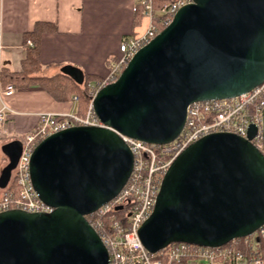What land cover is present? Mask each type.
I'll list each match as a JSON object with an SVG mask.
<instances>
[{"label": "water", "instance_id": "obj_1", "mask_svg": "<svg viewBox=\"0 0 264 264\" xmlns=\"http://www.w3.org/2000/svg\"><path fill=\"white\" fill-rule=\"evenodd\" d=\"M61 72L82 79L74 67ZM263 80L264 0H192L181 7L92 98L101 126H72L36 145L30 183L52 212H0V264H109L84 216L128 179L132 156L119 135L166 143L182 130L190 103L232 98ZM256 132L249 126L246 139L210 134L175 157L138 229L148 252L178 242L224 245L264 223V108L262 152L250 143ZM9 171H0L1 185Z\"/></svg>", "mask_w": 264, "mask_h": 264}, {"label": "built area", "instance_id": "obj_2", "mask_svg": "<svg viewBox=\"0 0 264 264\" xmlns=\"http://www.w3.org/2000/svg\"><path fill=\"white\" fill-rule=\"evenodd\" d=\"M132 13H141L145 30L136 36H125L119 43L120 57L110 65L107 75L89 90L90 104L84 116L78 114L79 98L71 101L75 110L65 114L39 113L33 129L22 136L21 151L14 168L12 183L0 197V212L21 210L27 213H50L30 183L29 163L36 145L47 136L72 126H101L91 108L97 91L114 82L128 61L156 36L157 26L166 27L174 14L192 0H170L155 9L161 0H131ZM160 17L157 24L154 14ZM32 46L30 39L25 41ZM12 85L0 88V95H11ZM264 108V80L251 90L232 98L195 101L186 107L185 120L178 136L160 145L119 135L132 156V169L127 181L108 202L84 216L88 225L103 243L109 264H264V223L254 232L234 238L224 245L205 247L184 242L168 244L150 253L138 237V229L151 215L163 175L172 161L186 147L198 139L214 133H229L247 138L249 126L256 128L250 143L263 151L262 115ZM5 107L0 108V124ZM117 210V208H119Z\"/></svg>", "mask_w": 264, "mask_h": 264}, {"label": "crops", "instance_id": "obj_3", "mask_svg": "<svg viewBox=\"0 0 264 264\" xmlns=\"http://www.w3.org/2000/svg\"><path fill=\"white\" fill-rule=\"evenodd\" d=\"M131 6V0H0V69H20L27 48L24 35L35 22L42 21L54 23L57 32L41 39L40 63L49 66L41 75L53 76L62 73L59 68L68 66L78 70L81 77H105L111 64V60L105 61L106 55H118L122 37L113 41L106 38L115 28L123 37L128 35L133 18ZM3 106L0 139L19 143L36 125L37 114L60 115L75 110L71 100L58 102L36 84L14 88L8 96L0 95V108ZM0 152L3 169L8 162L4 151ZM8 186L9 182L0 184V197Z\"/></svg>", "mask_w": 264, "mask_h": 264}, {"label": "trees", "instance_id": "obj_4", "mask_svg": "<svg viewBox=\"0 0 264 264\" xmlns=\"http://www.w3.org/2000/svg\"><path fill=\"white\" fill-rule=\"evenodd\" d=\"M168 2H170V0H161L155 2V9H157L160 4H165ZM132 14V27H137L144 19L139 12ZM159 17L160 16L157 13L154 14V21L156 24ZM164 28V26H157L156 34L160 33ZM56 32L57 27L54 23L42 21L35 22L33 29L24 35V42L27 39H30L32 46L26 48L25 58L20 62V69L18 71H10L6 68H1L0 87L12 85L14 88H26L29 85L36 84L58 102L69 101L73 96H77L79 98L78 114L80 116H84L90 103L89 90L91 87H96V83H98L104 77L83 74L82 79L80 82H78L77 80L63 73L53 76L41 75L43 70L49 68V66H42L40 63L41 39L44 35L53 34ZM119 57L120 53L118 50V55L115 58H112L113 61H111V64L117 61ZM107 62L109 63V61ZM9 190L13 192L16 191V187L13 183L10 184Z\"/></svg>", "mask_w": 264, "mask_h": 264}, {"label": "rangeland", "instance_id": "obj_5", "mask_svg": "<svg viewBox=\"0 0 264 264\" xmlns=\"http://www.w3.org/2000/svg\"><path fill=\"white\" fill-rule=\"evenodd\" d=\"M145 26H146V21L145 20H142L141 21V23H140V25L139 26H137V27H131L130 28V30H129V32H128V35L130 34V36H132V34H141L144 30H145ZM134 36V35H133ZM123 38V36H122V34H120V32L118 31V29H114V33H112L111 35H109L107 38H106V40H108V41H113V40H115V39H120V38ZM101 55H102V50H100V54H99V56L101 57ZM114 55V53H112V54H108V55H106V60L105 61H112V58L114 57L113 56ZM66 64H68V63H66ZM55 67V66H54ZM54 67H52V68H54ZM64 66H62L61 68H56V69H58V70H61L62 68H63ZM44 74H47V71L45 72H43ZM4 141H5V139H0V146L4 143ZM16 149H18V151H20V147L19 146H16ZM13 160H12V162H11V164H13ZM16 163V162H15ZM2 165H3V161H2V154H1V152H0V170H1V167H2ZM15 166H16V164H14L13 165V168H12V170L10 171V174H9V181L11 182L12 181V179H13V175H14V168H15Z\"/></svg>", "mask_w": 264, "mask_h": 264}, {"label": "flooded vegetation", "instance_id": "obj_6", "mask_svg": "<svg viewBox=\"0 0 264 264\" xmlns=\"http://www.w3.org/2000/svg\"><path fill=\"white\" fill-rule=\"evenodd\" d=\"M8 144H10L9 145L10 146V152H9L8 155H6L7 162H8V164L6 166H9L10 167V171H11L12 168H13V165L17 163V160H18V157H19V154H20V151H21V143H19V141H4V143L0 146L1 151H4L3 147L5 145L7 146ZM16 146L20 147V151H18V149H16ZM4 153H6V152L4 151ZM12 160L14 161L13 164H11ZM10 171H9V174H10ZM8 182H10L9 178H8Z\"/></svg>", "mask_w": 264, "mask_h": 264}]
</instances>
